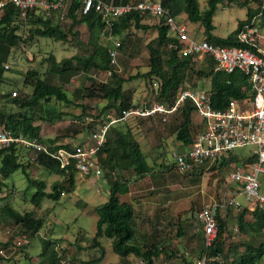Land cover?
Returning <instances> with one entry per match:
<instances>
[{"label": "trees", "instance_id": "obj_1", "mask_svg": "<svg viewBox=\"0 0 264 264\" xmlns=\"http://www.w3.org/2000/svg\"><path fill=\"white\" fill-rule=\"evenodd\" d=\"M105 1L111 2V0ZM142 1L159 2L170 11L172 16L180 20L186 16L190 23H200L204 29L202 40L222 47H245L238 38L241 31L252 23L264 26V0H234L239 7L247 9V19L241 21L237 29L226 38L213 34L215 30L214 16L219 6L226 0H207L204 9L201 8L198 0H115V3ZM62 15H64L63 20L66 18L70 20L68 26L63 25ZM148 16L150 15L138 11L125 14L114 22L112 31L115 40L120 44L119 53L120 51L125 52L128 45L134 43L132 36L136 31L155 32L153 39L147 44L149 71L138 73L128 79L114 71L112 78L107 83H100L91 74L113 69L108 51L110 47H113V42L107 41L102 36L105 21L99 13L92 11L84 14L81 1L72 0L66 10H52L48 13L42 8H36L28 14L25 20H22L15 7L10 5L7 13L0 18V129L8 130L16 137L22 136L37 141L47 146L51 153H55L61 148L71 150L73 146L79 144H60L59 137L43 138L41 127L36 122L53 123L62 120L65 113L57 107V103L72 105L74 99H83L82 97L104 100L106 104L100 115L113 114L120 118L124 112L137 107L131 94L124 89V85L127 81L139 78L152 85L157 102L168 105L175 103L181 88H191L189 84L196 80L209 81L208 87L200 89H207L210 92L213 106L217 110L225 109L231 100H248L253 97L252 87L244 73L236 71L228 74L218 70L215 62L210 58L198 62L194 57H183L180 53L179 40L171 35L164 20L153 16L158 20L153 24L148 21ZM81 27H86L89 32V40L86 43L81 39ZM21 29L24 30L25 37L18 33ZM38 37L64 43L71 41L82 51L61 61H58L54 55H50L46 59L49 66L44 73L36 68H30L26 73L21 74L23 83L21 87L17 85L19 90L1 93V86L7 80L4 78L5 73L10 70L7 63L10 61L13 50L20 44L33 42ZM11 71L15 72V70ZM82 74H86L90 85L76 88L71 97L65 90V86L71 83L74 77ZM14 92L17 93L16 96H13ZM194 114L197 112L189 102L177 113L179 123L173 131L176 140L180 142L184 150H187L195 141L204 127L198 114L199 122H194ZM132 118H137L131 119L132 121L141 122L138 117ZM156 119L162 122L159 117L147 118L145 121L153 122ZM131 120L119 121V124L111 125L107 131V140L97 154V160L103 170L101 178L109 186V199L96 209L98 222L93 247L99 248L100 256L95 260L81 262L82 264H101L106 256L105 247L101 242L102 239L107 238L111 240L113 252L120 258L141 259L147 261L148 264H154L164 257L167 261L169 260V264H187L191 258L185 257L182 252L181 256L175 258L177 250L172 244L170 247L171 242L167 243V240L159 242L157 240L158 231L153 234H141L133 203L123 199L131 194L132 184L157 171L149 164L141 142L136 136L139 124ZM87 125L83 126L82 130L87 131L91 128V124ZM29 152L35 153L34 161L30 158L25 160ZM240 162L235 155L231 157L230 163H222L219 168L213 165L207 169L206 164L194 167L184 175L201 176L206 170L217 169L222 172L229 168L230 164L240 165ZM35 164L59 176V179L51 185L50 191L47 190L46 182L31 176L29 170ZM159 167L164 171H169L175 166L174 164H162ZM17 171L21 172L28 182L26 192L32 188L35 189V193L29 200L34 209L41 208L47 200L57 202L63 195L71 194L77 188L79 172L75 167L62 169L59 162L51 155L36 153L19 143H13L0 150V191L6 187V182L13 183V179L10 181L11 176ZM101 178L99 179L102 180ZM211 182L212 180H210ZM8 198L0 197V224L2 221L13 223L21 229L28 240L37 237L36 235L44 226V219L37 217L34 209L21 212ZM199 212L196 214L194 210L189 218L184 219L183 214H179L176 223L175 237L187 241L184 245L189 246L192 254L189 253L190 256L198 255L200 257L207 253L210 256L219 257L218 264H223V262L261 264L264 258V241H259L258 238L264 232L263 211L259 209L250 211L244 206L237 213L239 229L248 237L238 245L227 244L228 214L227 216L219 214L217 217L219 231L209 247L206 245L202 232L197 230L194 233V219L197 222ZM14 241L0 242V249L12 246ZM239 247L242 248L240 253ZM183 249L185 248L183 247ZM232 253H236L234 257H231ZM39 257L40 264H61L62 256L59 255L54 247V242L50 239L42 240ZM0 259L5 260L6 258L0 256ZM26 260L25 264H30L27 258ZM10 261L12 259L8 260V264H11ZM70 262L74 263L75 260Z\"/></svg>", "mask_w": 264, "mask_h": 264}, {"label": "rangeland", "instance_id": "obj_2", "mask_svg": "<svg viewBox=\"0 0 264 264\" xmlns=\"http://www.w3.org/2000/svg\"><path fill=\"white\" fill-rule=\"evenodd\" d=\"M198 1L201 8L204 9L207 0ZM236 3L234 0H226L224 4L219 6L213 20L215 25L214 35L226 38L237 29L241 21L247 19V9L239 7ZM147 19L153 24L158 22L151 15ZM62 23L64 26H68L70 20L66 18ZM180 23L186 26L188 33L193 38L203 39L204 29L200 23H190L186 16L182 17ZM18 33L25 37L23 29L19 30ZM81 33V39L86 43L89 40L87 28L81 27ZM154 35L155 32L151 31L146 33L136 31L132 36L134 43L128 45L125 52L120 51L115 71L126 79L138 73L148 72L149 51L147 44L153 39ZM103 41L105 42L104 39ZM81 51V48L77 47L74 42H57L42 37H38L27 44H20L19 47L13 50L10 61L7 63L10 70L5 73L4 78H7V80L1 86V93L19 90L18 87H21L23 83L21 74L26 73L30 68H36L41 73H44L49 66V62L46 59L50 55H54L58 61H61ZM11 70H15V72L13 73ZM91 76L99 78V81L96 79L97 82H101L100 78H104L102 73H92ZM83 85H90L86 74L74 77L71 83L65 86V90L72 97L75 89ZM189 85L195 89L204 88L209 86V81L196 80ZM124 89L131 94L135 105L139 108L146 104L157 102L152 85L142 78L127 81ZM82 98L74 99V104L72 105L57 103V107L65 113L62 120L53 123L37 121L36 124L41 127V136L45 139L59 137L60 144L89 142V133L95 127V124H91V128L84 131L82 130L83 126H88L84 119L88 115L95 118L100 115L106 102L104 100ZM177 117V114L172 115L165 123L158 119L150 122L149 120L145 121L147 118H138L141 122H136L131 119L137 118H128L132 122L139 124L136 136L141 142L149 164L157 171L132 184L131 194L123 197L124 200L132 202L135 206L141 234H153L158 231L157 240L159 242L167 240V243L171 242L170 247L172 244L174 249L177 250L175 258L182 253L184 254V252L191 254L189 246L184 245L187 241L175 237L178 215L183 214L184 219L189 218L194 210L197 214L204 206V203L211 198L218 197L222 191L231 188L228 177L235 170L233 166H230L222 172L206 170L201 176H185L178 172L175 167L169 171H164V169L159 167L162 164H175V154L185 151L180 142L176 140L173 131L174 127L179 123ZM193 119L194 122H199L197 114H194ZM131 121H129V124H131ZM253 152V147L240 148L236 150V155L239 160L248 159L253 155ZM28 158L34 161L36 158L35 153L29 152L25 160ZM29 172L33 178L46 182L48 191L51 190V185L59 179V176L48 172L37 164L32 166ZM210 180H212L211 183ZM10 181L13 183L6 182V187H3L2 191H0V197H9V201L21 212L33 210L34 208L29 200L35 193V189L32 188L26 192L28 182L24 175L17 171L12 174ZM260 181L264 184L263 175L260 176ZM262 189L264 191V185ZM108 199L109 186L103 179L100 180L94 175L77 174V188L74 192L63 195L57 202L47 200L41 208L34 209L37 217L44 219V226L36 235L37 237L30 239L23 248L9 246L3 250L0 249V256L6 258L5 260L0 259V264H8V260L11 259V264H25L27 262L26 258L30 264H40L39 254L42 250L43 239L52 240L59 255L67 258L68 261L87 262L97 259L100 256V250L93 247V239L97 232L98 222L96 209L106 203ZM239 199L243 204H247L245 196H241ZM223 214L224 216L228 214L229 219L226 235L227 244H242L248 237L246 233H242L239 229L237 213L233 210H227ZM194 225V233L197 230L201 232L196 219H194ZM235 228H238L239 231H234ZM23 235L25 234L22 233L21 229L13 223L2 221L0 224V242L2 243L12 242V240L18 239ZM258 240L264 241V232ZM101 243L106 250L105 259L101 264H132L135 261V259L120 258V256L115 254L112 250L110 239L104 238ZM239 248L240 253L242 248ZM235 254L232 253L231 257H234ZM168 261L162 257L154 264H169ZM223 264L228 263L223 262ZM261 264H264V258Z\"/></svg>", "mask_w": 264, "mask_h": 264}, {"label": "built area", "instance_id": "obj_3", "mask_svg": "<svg viewBox=\"0 0 264 264\" xmlns=\"http://www.w3.org/2000/svg\"><path fill=\"white\" fill-rule=\"evenodd\" d=\"M83 13L92 11L99 13L105 21L102 36L113 42L109 55L113 69L103 72L104 78L100 83H107L113 76L118 65L119 42L113 35L114 22L125 14L138 11L162 18L171 35L180 42V53L183 57H194L198 62L210 58L215 62L218 70L232 74L236 71L244 73L252 87L253 97L248 100H231L222 110L214 108L211 94L207 89L181 88L173 105L153 102L141 108H131L120 118L113 114L86 116V124H95L90 130L89 142L75 145L71 150L61 148L51 153L47 146L33 140L16 137L10 131L0 130V150L13 143H19L36 153L51 155L57 160L62 169L75 167L80 174L102 177L103 170L97 160V154L107 140V131L111 125L125 121L129 117L156 118L163 122L177 114L187 103H191L202 120L203 129L195 141L183 153L175 154V169L184 174L194 167L207 164V169L213 165L218 168L222 163H230L231 157L240 148L253 147V155L248 159H240V165L230 164L235 170L229 174L228 182L231 188L222 191L220 195L204 204L197 215L199 230L205 236L209 247L217 237L219 231L218 215L232 209L240 212L244 206L250 211L259 209L264 212V191L260 176L264 177V26L254 24L246 26L238 38L245 47H222L210 44L206 40H196L190 36L185 25L171 15L170 11L159 2H131L115 3V0H80ZM121 1V0H120ZM72 0H0V18L3 17L10 5L18 11L20 18L25 20L28 14L36 8L46 12L52 10H66ZM64 15H62V20ZM8 68V66H6ZM95 79L99 81V78ZM17 93L14 92L13 96ZM237 156V155H236ZM238 157V156H237ZM219 171V169H217ZM245 196L247 204L240 201ZM234 231H239L235 228ZM10 233V231H8ZM29 240L26 235L15 239L13 248L25 245ZM185 257L191 258L184 252ZM181 256V255H180ZM219 257L207 253L191 258L187 264H218ZM61 264H82L81 261L71 263L62 257ZM132 264H148L145 260H135ZM186 264V263H185Z\"/></svg>", "mask_w": 264, "mask_h": 264}, {"label": "crops", "instance_id": "obj_4", "mask_svg": "<svg viewBox=\"0 0 264 264\" xmlns=\"http://www.w3.org/2000/svg\"><path fill=\"white\" fill-rule=\"evenodd\" d=\"M215 198V197H214ZM214 198H211L209 201H211L212 199H214ZM208 201V202H209ZM207 203V202H206ZM205 204V203H204ZM134 208H135V206H134ZM182 255V254H181ZM192 255V254H191ZM195 257H199L198 255L197 256H195ZM194 256H192L191 258H195Z\"/></svg>", "mask_w": 264, "mask_h": 264}]
</instances>
